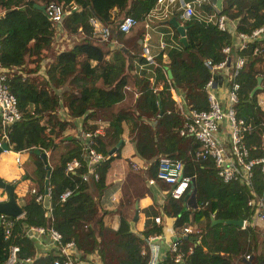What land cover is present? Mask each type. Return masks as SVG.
<instances>
[{"label": "trees", "instance_id": "16d2710c", "mask_svg": "<svg viewBox=\"0 0 264 264\" xmlns=\"http://www.w3.org/2000/svg\"><path fill=\"white\" fill-rule=\"evenodd\" d=\"M209 1L210 4L201 7L206 14L213 10L212 0ZM156 2L0 0V61L9 72L6 84L22 114V119L9 127L6 144L12 153H27L32 158L35 167L32 180L42 197L46 173H49L50 197V216H47L42 201L36 202L33 198L23 205V216L15 221L9 240H4L0 225V264H4L11 245L20 248L19 259L31 258L32 264H53L54 252L35 257L34 243L23 236L25 228L50 226L62 235L64 242H74L81 260L95 255L102 264H147L150 259L147 239L163 234L161 222L154 221L156 217L161 220L162 216L173 219L172 227L176 232L185 226H194L200 231L180 239L179 250L185 264H238L246 256L250 257L248 264H264V234L251 225L253 212L247 207L248 200L253 198L252 192L264 197L260 170L254 169L252 190L236 182L222 183L216 177L211 161L194 158L200 143L191 137L179 136L183 120L171 94L174 91L190 109L207 110L204 87L211 73L204 62L222 61V49L230 46L231 60L236 55L246 60L237 77L240 86L237 116L256 125L248 145L256 148L254 154L263 155L259 146L260 136L264 134L261 125L264 110L257 105V97L264 94V35L248 43L246 49L237 51L232 46L235 40L231 34L196 17L183 21L176 14L175 17L186 27L187 46L179 43L177 31L168 24L173 32L170 38L175 44L153 59L157 65L154 66L142 55L141 35L144 32L136 27L142 24ZM49 3L62 5L67 12L60 26L53 24L38 9ZM113 10L124 12L122 18L131 16L137 21L128 34L118 32L117 22L122 18L113 22L110 19ZM220 15L237 21V32L251 34L264 23V0H222ZM91 19L102 25H112L110 41L114 44L124 42L130 35L135 38L134 43L124 46L125 49L110 51L94 44L91 39L99 38L93 33ZM59 30L70 36L78 35L80 40L43 67L53 37ZM257 47L261 52L254 54ZM164 67L171 71V80L167 79ZM258 77L262 78V90L251 97ZM98 81H101L99 87L95 85ZM158 81L162 82L160 90L155 85ZM127 101H130L129 105ZM117 105L120 106L118 110ZM102 113L108 119L102 120ZM77 121H80V131L93 134L92 148L104 158L98 168V182L80 183L77 174H65V166L72 159H78L83 165L78 172L85 170L83 144L79 138L68 142L71 146L59 156L53 167L48 163L46 167L33 153L35 149L47 154L56 151L66 143L67 134L63 136V133L67 127L74 128ZM101 122L107 129L98 134ZM123 123L128 125L134 155L148 166V180L156 179L157 163L162 157L179 160L183 164V176L195 180L194 188L190 186L179 200L172 199L166 188L162 205L154 202L144 209L146 220L139 234L130 231L123 217L116 228H106L103 218L107 211L100 205L107 170L123 148L122 144L115 156H109L121 139ZM2 137L0 122V144L4 143ZM75 184L79 185L77 189ZM155 184L161 189L165 187L157 180ZM67 189L74 190L73 194L64 203L59 202V196ZM193 189L195 208L189 203ZM213 219H240L246 222V226L241 229L234 225H212ZM161 264H173V255L168 252Z\"/></svg>", "mask_w": 264, "mask_h": 264}, {"label": "built area", "instance_id": "2783aa9c", "mask_svg": "<svg viewBox=\"0 0 264 264\" xmlns=\"http://www.w3.org/2000/svg\"><path fill=\"white\" fill-rule=\"evenodd\" d=\"M210 4L209 0H194L184 2L183 0H157L155 7L146 17L147 23L152 20H168L178 14L179 19L186 21L196 17L199 21L212 23L221 32H226L234 37L232 44L237 51L247 48L251 43L264 35V23L251 32V34L237 32V21H231L224 15H220L214 3L212 13L206 14L202 11V5ZM73 9H75L73 7ZM45 15L55 25L60 26L63 17L67 12L63 10L62 5L49 3L45 6ZM148 18V19H147ZM116 22V21H115ZM93 33L103 42L110 41L112 25H102L91 19ZM137 21L131 16H125L117 22L119 33L128 34ZM165 45L161 44L163 48ZM1 49V47H0ZM261 52L257 47L254 54ZM231 47L226 46L222 49L224 59L218 63H212L210 60L204 62L205 67L211 73L210 79L205 84L207 96V110H195L186 107L181 99L174 100L181 114L183 124L179 130L180 137H191L200 143V149L195 151L193 156L196 160L211 161L214 165L216 177L224 184L240 183L252 190V179L255 168L262 174V183L264 185V134L260 136L259 150L263 155L254 154L256 148L248 145L251 140L256 125L237 116L236 105L239 99L240 86L237 77L246 62L245 58L236 55L234 60L230 59ZM142 55L146 61L155 66L149 47L142 46ZM8 70L5 69L0 61V122L4 143L8 144L7 132L9 125L19 122L22 114L18 109V103L15 96L10 92L6 80ZM264 96V94H259ZM258 95V96H259ZM257 105L264 110V97H257ZM264 126V123L261 124ZM96 133L100 134L99 131ZM93 134L80 131L79 141L83 144L84 169L78 159H72L65 166L66 175H76L80 183H90L99 181L98 168L104 161L101 154L93 148ZM2 144V143H1ZM0 144V145H1ZM17 165L21 164L19 153L14 157ZM155 180L168 185V194L174 200L182 198L191 188L192 179L183 176V164L179 160L168 157H162L158 160L156 179L148 180L149 186L155 185ZM79 187L75 184V189ZM74 190L67 189L59 196V202L64 203ZM36 202L43 201V197L36 191H32ZM167 193V192H166ZM165 193V194H166ZM253 198L247 202V207L252 210L253 216L251 225L256 223L264 225V197H259L252 192ZM191 197V195H190ZM6 215H0V225L4 230V240H9L12 235L14 223L18 218H12ZM155 223H160L159 217L154 218ZM246 222L243 221L244 229ZM175 239L170 242L168 250L173 255V264H185L183 253L179 250L180 239L188 235L199 234L200 231L194 226H185L180 232H176ZM23 236L31 240L36 247V256H43L49 252H54L56 258L53 264H91L88 256L80 259V251L76 249L74 242H64L62 235L50 227H29L25 228ZM160 236H150L147 239L150 259L147 264H161L158 259V245L155 243ZM43 249V251H39ZM20 248L17 245H11L8 256L4 264H32L33 259H19ZM249 256L245 257L248 261Z\"/></svg>", "mask_w": 264, "mask_h": 264}, {"label": "crops", "instance_id": "0c3cea01", "mask_svg": "<svg viewBox=\"0 0 264 264\" xmlns=\"http://www.w3.org/2000/svg\"><path fill=\"white\" fill-rule=\"evenodd\" d=\"M115 12L112 11L111 13V20L113 22L116 21L115 18ZM173 17V16H172ZM148 19V18H147ZM170 19V18H169ZM176 20L183 25L178 18ZM143 29L144 34L142 35V46L146 45L149 47L150 54L152 55L153 59H155L158 54H160L161 51L167 49L168 47H171L175 43L170 38L173 35L172 30L170 29L169 25L167 24V20H152L151 22L147 23V20L145 19L140 26H138V29ZM161 44H164L165 46L162 48ZM163 60L166 59V56H162ZM155 66H157L155 64ZM165 68V67H164ZM156 89L160 90L162 88V82L158 81L155 83ZM172 99L177 100L180 99L177 94L174 91H171ZM63 110V108L61 109ZM63 114H65V110L63 111ZM80 121H77L75 124V127L70 129L65 137V142L68 143L72 138L78 139V135H74V130L79 132L80 130ZM123 133L121 136L123 148L121 149L118 157L115 161H112L110 164L109 169L107 170L106 178L104 180V183L106 185V188L103 190L100 205L103 210L107 211V214L103 218L104 226L108 229H114L117 227L120 217H123L128 224L133 220L135 216V212L137 210V221L134 224L135 233L139 234L141 230L144 227L145 223V216L143 213V210L152 206L154 202L158 203L159 205L163 204L165 193L167 192V189L165 187L160 188L157 184L153 187V191L151 193L146 194H137L132 195L131 197H124L119 192L122 189V185L125 182L124 180L127 179L128 174L130 172L129 164H137L141 168L143 167L142 161L137 158L134 155V148L131 143V137L129 135V128L128 125L123 123L122 124ZM113 130L111 126V131ZM68 137L71 139L68 140ZM69 144V143H68ZM121 144V145H122ZM12 152H6L0 155V178H2L5 182L9 183H15L17 179L21 178V182H18V186L14 190L15 198L18 204L23 207L24 204H27L31 199H35L34 194L32 191L38 190L37 184L31 182V189H30V196H25L23 193L17 191L21 188V183L25 179L23 177L22 169L25 165V162H30L29 155H22L23 153H19V156L21 158V164L17 165L15 163L14 158L10 157V154ZM14 154V157L17 153ZM47 158L49 157V154L45 153ZM115 156V155H113ZM48 163V160H47ZM117 163V164H116ZM115 164L116 166H112ZM113 167H118L117 171ZM107 190L110 191L107 193ZM6 194L3 190L0 189V202L5 201ZM170 220H166L163 216L161 219V224L164 227V232L160 236V239L155 243V245H158V259L162 260L164 259L169 252L168 247L171 241L175 239L176 231L173 230V219L169 218ZM255 226L261 230L262 233H264V225L261 223H256ZM130 227V226H129ZM264 238V237H263ZM39 251H43V249L40 248ZM89 260L91 261V264H102L101 260L95 256V255H88ZM247 261L243 259L242 261L238 262V264H245Z\"/></svg>", "mask_w": 264, "mask_h": 264}, {"label": "rangeland", "instance_id": "374dc122", "mask_svg": "<svg viewBox=\"0 0 264 264\" xmlns=\"http://www.w3.org/2000/svg\"><path fill=\"white\" fill-rule=\"evenodd\" d=\"M125 15L124 12H119L116 11L115 12V18L121 19L123 16ZM136 30H138V27H136ZM142 37V35H141ZM135 39L132 35L129 36V38L125 39L124 42L123 41H118L117 44H114L112 41H108V42H103L100 39H91L93 41L94 44L101 46L103 49L105 50H115V49H125L124 46H132V44L134 43ZM80 40V36H70L69 34H64V32L62 30H59L58 33H56L53 37V41L50 47V53L49 56L46 57L44 59V62L42 63L43 67L46 66L47 61H52L54 59V57L56 55H58L59 53H61L62 51L68 49L70 46L74 45L75 43L79 42ZM139 43V41H138ZM93 65V63H92ZM43 73V70L42 72ZM141 79V78H140ZM97 87H99L101 85V81H98L95 84ZM258 97H264L259 95ZM130 104V101H127V105ZM126 105V106H127ZM119 105L115 106V108L118 110L119 109ZM130 107V106H129ZM128 108V106H127ZM61 113V112H59ZM63 119V116L60 115ZM107 118L106 115H104L102 113L101 119L105 120ZM101 119L99 121H101ZM108 119V118H107ZM107 121V120H106ZM110 124V122L108 123ZM72 126H68L67 130L63 133V136L66 135L69 130H72ZM106 124L101 122L100 123V128L98 129L100 134H103L106 130ZM82 131V130H81ZM73 134L76 136L80 135V130L79 132L75 131L73 132ZM71 145L68 143H64L62 144L56 151H54L53 153L49 154V157L47 158L48 160V165L50 166H55L58 163V159L59 156L61 154H63ZM117 151V150H116ZM116 153V152H115ZM24 155H29L27 153H23ZM11 158H14V154H10ZM116 159H113V161H115ZM30 162H25V165L22 169V173L24 174L23 177H25V179L22 181V185L21 188L17 191L23 193L25 196H30V189H31V182H33L32 177L34 176V162L32 160V158H29ZM117 164V163H116ZM143 167L141 168L139 165L137 164H129L130 167V172L128 174V177L126 180H124L125 182L122 185V189L119 192L120 194H122V196L126 197H131L132 195H139V194H146V193H151L153 191V187H150L148 185V173H147V169L148 166L142 162ZM112 166H116L115 164H113ZM114 169L118 170V167H113ZM21 182V178L17 179V181H15V183ZM34 183V182H33ZM36 184V183H35ZM18 186H16L17 188ZM15 188V189H16ZM165 188H169L168 185H165ZM110 191L107 190V193H109ZM93 194L95 195V191H93ZM166 220H170L168 217H164ZM264 234V233H263Z\"/></svg>", "mask_w": 264, "mask_h": 264}, {"label": "water", "instance_id": "95a60500", "mask_svg": "<svg viewBox=\"0 0 264 264\" xmlns=\"http://www.w3.org/2000/svg\"><path fill=\"white\" fill-rule=\"evenodd\" d=\"M212 3H214L218 9H221L222 0H212ZM38 9L42 12L45 11L44 6H40V7H38ZM167 24H169L172 28H174L177 31V33L179 35V43L182 44L184 47H186L187 46V40L185 37L186 27L184 25H181L176 20L175 16L171 17L169 19V21L167 22ZM164 70L166 72L167 79L171 80L172 79L171 71L167 67H165ZM261 82H262V78L258 77L257 82H256V86L252 89V91L250 93L251 97L254 96L256 92L262 90ZM10 126L11 125H9V127ZM70 139L71 138L68 137V140H70ZM121 144H122V140L120 139L118 141L117 145L114 148H112L111 151L109 152V156H113L115 154L116 150L121 146ZM6 152H9V148H8L7 144L3 143L0 145V155L3 153H6ZM33 153L35 155H38L41 158L44 165L47 167V156H46V154L41 152L39 149H35L33 151ZM48 177H49V173H46L42 205H43L44 209L47 211V216H50V197H49V189H48ZM194 182H195V180L192 179V182H191L192 188H194ZM16 186H17L16 183L5 182L2 178H0V189L3 190L6 194L5 201L0 202V215L1 214L6 215V216L12 217V218H20L23 216V209L18 204V202L16 201L15 194H14V190H15ZM189 203H191L194 208L196 207L195 190L194 189L192 190L191 197L189 199ZM137 218H138V215H137V210H136L133 220L129 223L130 231L133 233H135L134 224L137 221ZM216 224L234 225L238 228H241L243 226V221L240 219L239 220L213 219L212 225H216ZM245 264H248V262H246Z\"/></svg>", "mask_w": 264, "mask_h": 264}, {"label": "clouds", "instance_id": "9594fccd", "mask_svg": "<svg viewBox=\"0 0 264 264\" xmlns=\"http://www.w3.org/2000/svg\"><path fill=\"white\" fill-rule=\"evenodd\" d=\"M168 20H169V19H168ZM168 20H167V21H168Z\"/></svg>", "mask_w": 264, "mask_h": 264}]
</instances>
